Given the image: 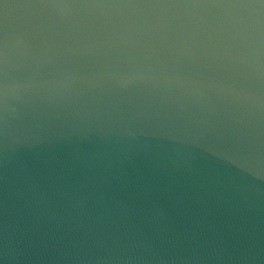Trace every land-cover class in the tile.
Segmentation results:
<instances>
[{
    "label": "water",
    "instance_id": "obj_1",
    "mask_svg": "<svg viewBox=\"0 0 264 264\" xmlns=\"http://www.w3.org/2000/svg\"><path fill=\"white\" fill-rule=\"evenodd\" d=\"M0 264H264V0H0Z\"/></svg>",
    "mask_w": 264,
    "mask_h": 264
}]
</instances>
